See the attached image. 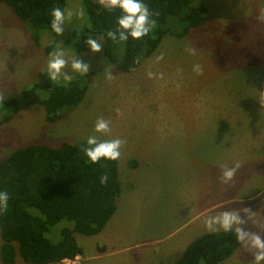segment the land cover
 Wrapping results in <instances>:
<instances>
[{
	"label": "rangeland",
	"instance_id": "1",
	"mask_svg": "<svg viewBox=\"0 0 264 264\" xmlns=\"http://www.w3.org/2000/svg\"><path fill=\"white\" fill-rule=\"evenodd\" d=\"M204 1L208 6L205 23L184 37L167 34L133 72L111 65L104 54V38L97 40L101 51L92 52L89 47L77 52L85 44L89 26L83 0H67L65 11L74 14L66 20L63 34L44 30L39 43L13 9L0 2V94L4 99L47 69L55 50L64 51L69 60L65 71L72 80L81 77L71 70L72 56L90 65L84 100L56 122L46 119L41 105L18 113L0 107V120L9 117L0 121V162L32 143L59 146L87 141L90 135L104 140L142 132L137 150L146 159L143 167L134 171L137 160L124 146L120 158L124 161L127 155L129 163L119 161L121 186L125 190L134 179L129 197L141 206L134 218L129 216L119 225L123 235L132 230L135 237L122 245L142 243L127 248L134 247L129 254L138 256L140 264H159L157 250L162 254V249L196 224L208 230L205 219L226 210L239 211L246 220L242 227L264 237V0ZM81 8L84 15H76ZM52 44L55 49L48 52ZM161 53L163 59L157 60ZM115 57L122 58L119 46ZM194 65H200L203 73L194 71ZM109 73L112 79L107 78ZM58 82L66 83L62 77ZM101 117L110 121L107 135L93 131ZM236 165L233 180L223 183V166ZM158 237L163 240L156 243ZM253 251L241 243L220 264H256ZM107 259L96 262L106 264ZM75 260L83 264L84 258ZM16 264H26L19 254Z\"/></svg>",
	"mask_w": 264,
	"mask_h": 264
},
{
	"label": "trees",
	"instance_id": "2",
	"mask_svg": "<svg viewBox=\"0 0 264 264\" xmlns=\"http://www.w3.org/2000/svg\"><path fill=\"white\" fill-rule=\"evenodd\" d=\"M8 4L28 26L36 42L44 30H52V9L65 10L67 0H0ZM89 20L80 53L89 48L86 41L104 38V54L115 68L133 72L143 58L153 54L168 35L187 36L203 25L208 6L204 0H142L157 21L155 28L139 40L110 39L120 9L109 11L95 0H83ZM121 48L117 60L115 48ZM52 44L47 47L51 52ZM89 73L66 83L53 82L47 69L17 94L4 99L13 113L41 105L46 119L56 122L84 100L89 88ZM9 117L0 121L8 120ZM87 141L62 142L59 146L32 143L17 148L0 162V192H7L8 209L0 212V261L16 264L18 254L26 264H58L83 253L76 234L100 233L117 210L121 192L118 160L101 159L92 163L83 149ZM107 175V183L101 176ZM235 231H211L193 239L175 264H220L240 247Z\"/></svg>",
	"mask_w": 264,
	"mask_h": 264
},
{
	"label": "clouds",
	"instance_id": "3",
	"mask_svg": "<svg viewBox=\"0 0 264 264\" xmlns=\"http://www.w3.org/2000/svg\"><path fill=\"white\" fill-rule=\"evenodd\" d=\"M99 4L103 5L109 11L115 9L121 10V15L117 18L118 27L112 31H107L106 35L112 39L120 41H127L129 37L135 40H139L142 37L148 35L156 26L157 21L152 19L153 16H159V12H151L148 6L142 2V0H98ZM72 10H62L60 7H54L52 9L51 28L53 32L58 35H62L64 32V25L66 20H70L73 16ZM76 15L83 16L84 10L81 8L77 10ZM264 19V16L261 17ZM86 44L90 46L92 52L101 51V43H98L96 39L91 36L88 37ZM194 54V49H189ZM71 70L85 75L90 69V65L87 62H83L82 59H78L76 56L71 58ZM163 59V53L157 57V60ZM69 66V60L65 58V53L62 49H58L50 53L49 60L47 62V73L51 81L58 82L62 77L65 82H70L73 76L69 74L65 69ZM194 71L198 74L203 73V69L200 65H194ZM149 77L154 74L148 72ZM108 79H112L111 73L107 76ZM159 78H163V74L159 75ZM4 96L0 94V107H3ZM4 114H7V110L4 109ZM93 131L95 133H101L107 135L111 132L110 121L104 118H98L95 122ZM126 141L121 138L104 139L101 140L96 135H90L87 138L88 147L83 151L88 157L90 162L98 163L102 158L107 160H118L121 156V146ZM239 165L232 168L223 166L221 181L227 184L233 180L235 173ZM101 183H107V175L101 176ZM8 193L0 192V212H4L8 209ZM244 211L251 215L249 208H245ZM205 227L209 231H217L223 229L225 232L235 231L236 239L241 242L247 249L254 250V260L256 264H261L264 261V237L259 233L251 232L242 227L246 223V220L240 215L239 211H223L217 215L209 216L205 219ZM218 226V227H217ZM247 238V239H246Z\"/></svg>",
	"mask_w": 264,
	"mask_h": 264
},
{
	"label": "crops",
	"instance_id": "4",
	"mask_svg": "<svg viewBox=\"0 0 264 264\" xmlns=\"http://www.w3.org/2000/svg\"><path fill=\"white\" fill-rule=\"evenodd\" d=\"M117 135L120 136L119 138L126 141V143L122 145L124 146V151L129 149L128 151H130L131 155L136 158L135 160H137V164L135 165L136 168L134 169V171H136L138 167H143L144 162H146V159H144V156L138 155V150H137V148L140 145H142L140 140L142 132L131 133V136H124L123 134H117ZM261 141L262 140H260L259 143H261ZM252 144L253 143L251 142V145ZM242 148H243V153H245L247 149L243 146ZM144 154H148V151L146 150ZM119 161L120 163L122 162L123 164L129 163V159L127 155L124 157V161L121 158L118 159V165H119ZM119 169H120V165H119ZM119 178L121 181L120 173H119ZM129 185L131 186L129 187ZM129 185L124 187L125 190L121 186V192L117 197V210L100 233L93 236L78 237L76 235L79 244L83 248V253L79 255V256H83L84 258L83 264L85 261L87 262L93 261L92 264H104L103 262L97 263L96 261L103 260L106 258H108L107 259L108 263L106 264H111L112 260H115V264H140L138 256L135 255L133 257L132 254H129L130 249L134 247H130L129 249L127 248L129 246L139 247L140 244L142 243L132 244L129 246L122 245L125 244L126 242H129L130 239H135V237L133 236L132 230L130 231V233L128 232L125 235H123L119 229V225L124 221V219L129 218V216L134 218L136 213L135 210L141 211V206L139 204L138 205L135 204L133 202V198L129 197L130 188L134 187L135 180L132 179V182H130ZM176 213H178V211H176ZM203 228L204 226L201 223L196 224L190 230H188L186 234H183L182 236L176 238L171 244L167 245L165 249H162L163 250L162 254L157 250L160 247L154 248L155 250H157L155 255L157 258H159V264H175L181 257L183 251L186 249L188 244L193 239H195L197 236L203 233L211 232L208 230L203 231ZM162 235L163 234L161 232L160 237ZM160 237H158L159 240L156 241V243L163 240ZM143 243H147V242H143Z\"/></svg>",
	"mask_w": 264,
	"mask_h": 264
},
{
	"label": "built area",
	"instance_id": "5",
	"mask_svg": "<svg viewBox=\"0 0 264 264\" xmlns=\"http://www.w3.org/2000/svg\"><path fill=\"white\" fill-rule=\"evenodd\" d=\"M78 256H76V258H74V259L66 258V259L62 260L61 262H59L58 264H75V262H76L75 259H77Z\"/></svg>",
	"mask_w": 264,
	"mask_h": 264
}]
</instances>
